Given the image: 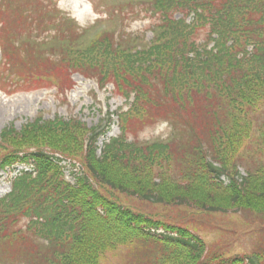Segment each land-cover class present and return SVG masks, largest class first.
Here are the masks:
<instances>
[{"label":"trees","instance_id":"1","mask_svg":"<svg viewBox=\"0 0 264 264\" xmlns=\"http://www.w3.org/2000/svg\"><path fill=\"white\" fill-rule=\"evenodd\" d=\"M57 2L39 0L29 10L51 17L48 25L33 20L49 37L29 42V28L20 24L15 33L17 39L26 35L21 42L5 36L4 62L17 58L13 66L20 70L13 80L22 88L35 78L49 81L68 94L75 85L72 75L79 72L100 89L111 83L115 92L133 100L127 110L116 112L121 133L105 142L101 154L98 141L111 127V112L92 126L79 116L56 114L1 131L0 170L18 164L30 169L15 177L12 191L0 198V245L11 250L16 238L31 241L21 252L24 264H100L108 250L135 242L160 250L143 262L264 264V247L222 258L209 253L206 241L188 227L120 197L208 213L247 209L264 214V164L245 168L246 175L239 169L254 135L264 152V124L257 136L252 118L264 110V0L124 1L136 13L158 16L148 41L125 26L97 33L82 28ZM3 3L7 9L17 6V16L10 19L14 29L21 6ZM106 12L110 21L113 14L128 11L111 5ZM21 50L29 53L28 61L20 58ZM134 116L168 122L171 138L129 139L127 125ZM177 161L183 165L179 179L172 175ZM68 166L75 170L73 181L66 177ZM223 175L230 178L228 184ZM24 219L26 229L19 226ZM7 259L0 254V264Z\"/></svg>","mask_w":264,"mask_h":264},{"label":"rangeland","instance_id":"2","mask_svg":"<svg viewBox=\"0 0 264 264\" xmlns=\"http://www.w3.org/2000/svg\"><path fill=\"white\" fill-rule=\"evenodd\" d=\"M11 1L13 4L18 3L21 6L19 23L17 22L14 29L13 22L10 19H15V16H17V6L7 9L4 7L3 0H0V22L4 23V26L0 27V132L4 127L11 124L20 129L23 124L34 120L40 115H43L45 118L54 117L56 114L65 117L76 115L91 126L97 124L105 116V112H113L122 105L125 108L127 107L126 101L120 97L117 93L118 91H114L111 83H109V90H100L94 81L87 80L78 74L73 76L76 87L69 91L66 96L57 94V88L52 87V83L49 81H39L36 78L26 83L24 88L19 86L13 80L15 76L18 77L20 75L18 67L13 66L14 63H17V58L11 60L9 57L11 64L4 62L7 57L4 51L3 40L5 36L10 34L13 43L17 44L21 42L26 35L23 34L17 39V33H15L20 24L29 28V42H39L41 38L49 37L50 33L46 31L41 32L37 23L33 21L34 18L38 17L42 25H48L52 19L47 15L41 14L33 16L32 11H29L34 6L38 7L37 2L39 0ZM124 1L126 0H60L59 5L62 9L59 10L64 14L75 17L84 26L95 24L96 27H94L93 32L97 28V30L100 28L103 30L105 28L118 27L119 25L121 28L122 26L128 27V30L133 35L144 33L146 40H150L153 36L150 27L156 23L158 16H153L151 13H136L132 6H128ZM103 3L104 5H102ZM47 4L49 5L48 2ZM111 5H115L117 8L120 6L124 7L128 12L122 16L113 14V18L108 21L109 13L106 12V9ZM175 15L179 17L177 13ZM7 25H9L8 28L6 27ZM2 27L3 32L1 34ZM199 40L204 39L201 37ZM28 54V52L21 50L20 58L22 59ZM28 59L29 57L26 56L27 61ZM21 69L27 72V69L22 66ZM95 89L98 91L97 93ZM112 89L114 96L109 98L108 96H110ZM101 108H104V112L99 111ZM143 117H131L135 118V122L129 126L127 125L126 135L129 139L150 142L169 140L171 138L172 127L168 122L155 120L147 123L144 119H141ZM252 118L255 124L254 133L259 136L260 129L264 124V110L252 114ZM119 133L120 129L116 123L112 125L108 136L101 138L99 144H102L106 140L108 141L109 137ZM260 145L257 137L254 135L241 153L239 163L242 169L247 167L253 169L264 164V152L260 150ZM24 167L23 165H19L16 170H11V176H15ZM182 171L183 165L179 164V161L175 162L174 174H172L174 178L179 179ZM10 190L11 183L8 179V174L2 172L0 198L9 193ZM120 197L125 203L136 209L148 211L157 218L188 227V229L194 231L206 241L209 253L217 251L222 258L245 254L264 247V214L259 215L247 209L208 213L187 206H162L143 202L137 197H131L123 193H120ZM25 225L26 222L23 221L21 226L24 229H26ZM26 234H29V232ZM12 243L11 250L8 249L7 244L0 245V254L5 259L14 256V258L7 259L6 262L3 261V264H24L20 260L22 258L21 252L24 251L26 253L31 241L26 243V241L22 240L19 243L16 238ZM25 244L26 248H24ZM158 253L160 254V250L157 247L145 242L121 244L113 250H108L101 258L100 264H160L159 260L157 262H143V258L146 255L149 254L153 257L154 254Z\"/></svg>","mask_w":264,"mask_h":264}]
</instances>
